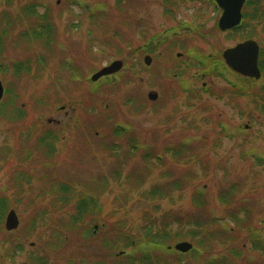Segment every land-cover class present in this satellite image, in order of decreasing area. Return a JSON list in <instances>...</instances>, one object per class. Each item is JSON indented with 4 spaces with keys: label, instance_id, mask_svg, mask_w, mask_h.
<instances>
[{
    "label": "rangeland",
    "instance_id": "obj_1",
    "mask_svg": "<svg viewBox=\"0 0 264 264\" xmlns=\"http://www.w3.org/2000/svg\"><path fill=\"white\" fill-rule=\"evenodd\" d=\"M177 1L170 8L175 0H0V207L6 208L0 215V253L17 249L5 264H38L40 259L43 264H120L131 252L122 249L126 235L140 237L148 215L158 219V228L162 216L172 229L178 224L192 228L186 225L200 211L194 187L201 186L209 203L202 211L205 219L215 215L235 227L228 214L245 206L248 224L264 239V165L253 161L264 159V72L248 86L225 70L223 77L193 78L212 65L209 54L221 53L235 37L203 39L183 31L175 37L170 27L179 19H197ZM6 24L12 30L3 36ZM255 34L264 41V32ZM191 52L199 58L191 61ZM145 56L151 58L149 65ZM117 60L121 69L108 77L119 83L87 81ZM17 64L21 67L15 70ZM179 70L183 77L174 78ZM96 83L102 85L93 93ZM151 91L157 93L155 100L148 98ZM115 126L129 132L117 134ZM47 131L53 135V153L43 155L35 145ZM181 144H187L185 153L193 147L197 159L175 162L167 149L178 150ZM133 174L141 184L133 183ZM100 178L106 187L96 197L95 211L90 206L73 222L78 196L95 189ZM174 179L183 189H171V198H146L151 186H168ZM60 183L73 184L76 191L65 196ZM233 184L238 187L235 205L227 209L218 194ZM10 210L19 224L8 231L4 221ZM238 216L245 218L241 211ZM95 220L92 237L83 229ZM246 223H238L233 242L214 250L227 255L232 248L242 249L240 256L215 264H264V253L243 238ZM116 233V244L104 248ZM181 241L191 243H175ZM186 254L183 264L211 261L206 254Z\"/></svg>",
    "mask_w": 264,
    "mask_h": 264
},
{
    "label": "trees",
    "instance_id": "obj_2",
    "mask_svg": "<svg viewBox=\"0 0 264 264\" xmlns=\"http://www.w3.org/2000/svg\"><path fill=\"white\" fill-rule=\"evenodd\" d=\"M85 9V8H83ZM91 17H93V14H90ZM13 27V26H12ZM11 31L10 25L6 24V27L3 29V36H7V32ZM2 41V39L0 38ZM150 48H153V46H150ZM1 63V62H0ZM21 65V64H20ZM17 64L15 70L17 67H21ZM198 65L203 66V64L198 63ZM14 66V65H13ZM173 77H183L184 73L183 71L179 70L174 71ZM105 84L113 85L117 84L118 82H113L109 77H104ZM87 81L89 83H92L90 79L87 78ZM100 83V82H99ZM96 83L95 86L92 88L93 93H97L99 91V87L102 84ZM235 93L238 94V86L233 85ZM183 90L191 91V88L182 86ZM202 90H205L203 87H201ZM246 92H242L241 95L245 94ZM5 94H8V89L5 88ZM246 95H248L246 93ZM129 100V99H128ZM127 100V101H128ZM3 100L0 102V107L2 105ZM9 117V116H8ZM11 115L9 119H11ZM23 119V118H22ZM114 131L117 134H126L129 131L126 128H122L119 126L114 127ZM34 131L32 132V134ZM52 133L47 131L43 134L39 135L36 139V149H38L39 152H42L44 155L52 154L53 149L51 150V147L54 146L52 140ZM134 141V140H133ZM115 146L118 145V143H114ZM183 146H187V144H181V147L178 150H173V148H168L167 150L171 152L173 158L175 159V162H180L182 160H186L187 162L196 160L198 155V152L195 151L193 147L190 149H187L188 152H183ZM133 148L136 150H139L140 148L136 145H133ZM180 155V156H179ZM188 155V156H186ZM150 152L147 149L144 157L149 159L150 158ZM186 156V157H184ZM21 158V156L19 157ZM152 158L156 160V162H161L162 158L157 155H153ZM39 161V160H37ZM253 161L257 164L264 165V159L260 157H254ZM41 163V160L39 161ZM38 162V163H39ZM37 163V164H38ZM116 175H119V171L114 172ZM143 175V174H142ZM141 176V175H140ZM144 176V175H143ZM134 182H140L142 183L141 177H139L137 174H133ZM130 178V177H129ZM128 179V177L126 178ZM80 182V181H79ZM92 183V182H91ZM101 185L99 186V184ZM103 181L102 178L98 180V186L96 185L95 189L90 188L88 192L85 194L79 195L78 200L76 202V217H74L73 222H79L81 218H83L82 214H87L90 206L94 208L91 211H95V206L97 205V196H99L105 189L106 184ZM69 183H60L58 185V190L62 192L65 196H69L66 194V192L69 191H76L75 190V181L73 184ZM172 184L171 188H168ZM92 185V184H87ZM94 185V184H93ZM75 187V188H74ZM132 187H136V185H133ZM175 187H178L179 190L183 189V185L181 184V180L174 179L168 186H162V185H153L151 188L147 191H145L146 198L151 199H163V198H171V189H174ZM56 188V187H55ZM195 194L193 198L194 206H197L196 208H199L200 211L195 213L194 218L192 221H189L186 226H192L191 227H185V225L178 224L177 229L170 228L171 221L166 216L161 217V227H157L158 219L156 217H151L148 215V219L146 222L141 226V236L138 237L136 235H126V241L124 243V247L122 249H131V252L127 253L125 256L121 257L124 259L120 264H183V260L185 258L186 253H180L173 249V244L176 241L187 239L193 244V248L190 250V253L193 254H206L208 257H211V261H209V264H215L217 261L226 260L228 256H240V254L243 252V250L238 251L234 248L230 249L227 253H217L214 252L217 246L223 245L226 241L233 242L235 240V230L238 229V223H242L247 221V230L246 233L243 234L244 240H249L251 244V248H253L254 251L260 250L262 253H264V239L259 237V234L257 233V229L252 228L251 224H248V217L250 216L249 209L247 207H242L238 209V206H235L234 210H232L228 216L233 219L232 222L236 224L235 227L229 226L224 220L218 219L215 215H209V218H204L202 216V211L206 208H208L209 203L207 202L205 198V188L203 186L201 187H194ZM78 190V189H77ZM238 191V187L236 185H231L226 190L220 191L218 194V201L220 204L225 205V208H230L232 205H235V195ZM88 193L91 195V197L87 198L85 196L88 195ZM85 197V198H84ZM5 207H0V215H5ZM198 210V209H197ZM244 213L245 218L243 220L238 219L239 218V212ZM178 223V218H175V220ZM75 224V223H74ZM97 224L96 220L93 222L90 227L83 229L86 231L89 236L95 237V225ZM100 227V225H99ZM187 228H191L188 230ZM120 237V233H116L113 238V241L110 243L108 242L106 245L104 244V248H107L108 246H113V244H116L118 241V238ZM202 237V238H201ZM204 237V238H203ZM241 237V236H240ZM240 239V238H239ZM238 239V243H239ZM112 243V244H111ZM63 244V242L61 243ZM52 246V245H51ZM144 247V249L142 248ZM161 251V252H158ZM235 254V255H234ZM168 256H173V258H170ZM120 257L117 259L121 260ZM38 264H43L42 260L36 261ZM69 262V261H68ZM95 264H100L99 262ZM207 264V263H206Z\"/></svg>",
    "mask_w": 264,
    "mask_h": 264
},
{
    "label": "flooded vegetation",
    "instance_id": "obj_3",
    "mask_svg": "<svg viewBox=\"0 0 264 264\" xmlns=\"http://www.w3.org/2000/svg\"><path fill=\"white\" fill-rule=\"evenodd\" d=\"M166 2L168 3V0ZM177 2L175 0L173 7L170 8H175ZM179 5L182 9L187 8L190 14L194 13L197 19H194V17L193 19H179L175 25L170 27L173 31H177L178 35H175V37L182 36L180 31H183V33H196L197 36L201 35L203 39L221 34L235 37L234 44L225 48L221 53L209 54L207 62L209 61L212 65L207 68L204 66L203 70H199L202 71L200 74L196 72V78L212 75L221 77L222 72L224 73L225 70L232 73L239 82L248 83L247 86L250 84L254 85L255 82L257 83L261 79L264 72V41L259 40L255 32H264V0H180ZM249 40L254 41L258 46L257 67L260 72L258 78L243 76L230 70L225 65L223 58L224 51ZM189 56L191 61H195L200 55L191 52ZM16 250L15 245L11 248L12 252L10 255L6 252L10 251V249L5 250L3 254L0 253V264H5L9 260L12 262L14 257H16Z\"/></svg>",
    "mask_w": 264,
    "mask_h": 264
},
{
    "label": "water",
    "instance_id": "obj_4",
    "mask_svg": "<svg viewBox=\"0 0 264 264\" xmlns=\"http://www.w3.org/2000/svg\"><path fill=\"white\" fill-rule=\"evenodd\" d=\"M226 64L234 71L244 76L258 78L260 72L257 67L258 46L254 41H245L233 48H229L223 53ZM144 62L148 65L151 62L149 56L144 57ZM122 61H114L108 66L102 67L91 76L92 81H97L100 77L107 76L118 72L122 67ZM4 95V87L0 80V100ZM148 98L155 100L156 92H149ZM19 220L14 210H10L5 218V229L10 231L18 227ZM192 248V244L186 241L178 242L174 245V249L185 253Z\"/></svg>",
    "mask_w": 264,
    "mask_h": 264
}]
</instances>
